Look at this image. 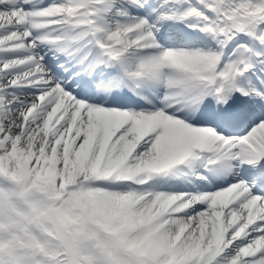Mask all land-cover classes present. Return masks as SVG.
Returning <instances> with one entry per match:
<instances>
[{"label": "snow or ice", "instance_id": "1", "mask_svg": "<svg viewBox=\"0 0 264 264\" xmlns=\"http://www.w3.org/2000/svg\"><path fill=\"white\" fill-rule=\"evenodd\" d=\"M0 264H264V0H0Z\"/></svg>", "mask_w": 264, "mask_h": 264}]
</instances>
